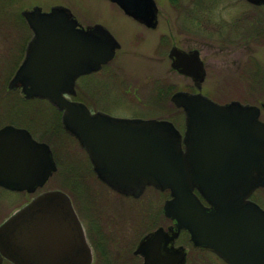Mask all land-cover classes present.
<instances>
[{
	"label": "water",
	"instance_id": "water-1",
	"mask_svg": "<svg viewBox=\"0 0 264 264\" xmlns=\"http://www.w3.org/2000/svg\"><path fill=\"white\" fill-rule=\"evenodd\" d=\"M127 17L154 29V0H108ZM264 5V0H246ZM63 7L21 12L33 36L8 81L25 100H44L61 112L63 130L87 153L99 182L139 199L147 187L169 191L162 211L174 226L143 237L133 251L143 264H185L175 247L181 231L192 246L225 264H264V212L249 196L264 187V122L260 108L237 101L220 105L200 93L177 91L171 103L185 118L172 122L122 119L78 101L76 80L111 62L119 43L102 26L83 29ZM170 68L200 85L205 70L197 50L172 47ZM264 105H262V108ZM56 171L50 147L26 129H0V187L35 193ZM197 194H196V193ZM202 201L207 204L203 205ZM90 264L91 254L69 197L38 194L0 225V264Z\"/></svg>",
	"mask_w": 264,
	"mask_h": 264
},
{
	"label": "rangeland",
	"instance_id": "rangeland-1",
	"mask_svg": "<svg viewBox=\"0 0 264 264\" xmlns=\"http://www.w3.org/2000/svg\"><path fill=\"white\" fill-rule=\"evenodd\" d=\"M154 1L158 25L155 30H147L107 0H0L5 9L10 8V14L4 12L6 15H1L0 8V127L12 125L26 129L38 142L46 140L51 152L54 148L56 164L53 175L33 194L0 188V224L38 194L62 191L87 226L85 211L93 207L106 222L122 227L125 240L113 248L114 258L121 255L120 264H142L141 258L133 255L141 239L160 227L167 231L171 225L162 214L168 191L147 187L139 199L117 194L96 179L87 153L63 130L61 112L47 101L25 100L19 89H7L32 36L21 11L35 6L43 11L62 6L84 25L102 26L119 43L111 62L76 83L74 100L91 112L122 119L167 120L182 133L183 112L170 97L177 91H187L200 92L219 104L237 101L257 106L264 121V81L251 77L255 68L250 69L249 79L243 76L247 74L243 69L255 64L254 60L261 65L256 72L264 75V40L258 34L264 29V11L260 14L241 0H202L198 13L190 16L196 0H176V4L171 0ZM204 7L208 11H203ZM247 29L255 31L251 39L247 38ZM173 46L200 51L206 68L200 89L170 68L168 53ZM162 86L170 88V96L163 94L158 100L156 91ZM58 119L64 134L58 132V140H54L49 132ZM135 211L141 217L135 218ZM174 246L187 253L185 264H225L213 253L193 247L183 231ZM2 264L11 263L3 260Z\"/></svg>",
	"mask_w": 264,
	"mask_h": 264
},
{
	"label": "flooded vegetation",
	"instance_id": "flooded-vegetation-1",
	"mask_svg": "<svg viewBox=\"0 0 264 264\" xmlns=\"http://www.w3.org/2000/svg\"><path fill=\"white\" fill-rule=\"evenodd\" d=\"M108 1V0H107ZM172 1V3H174V4H176L175 2H176V0H171ZM196 1H198V0H196ZM193 2V6L194 7H192L190 10H189V15L190 16H192V14H197L198 13V10H200V7L204 4L203 3V1L202 0H200V1H198V2ZM207 1H210V0H207ZM241 1H243V2H246L251 8H254V9H258V11H259V13L261 14V10H263L264 11V5H254V4H252V3H250V2H248V1H246V0H241ZM111 3V2H110ZM203 3V4H202ZM112 5H115V4H113V3H111ZM205 5H206V1H205ZM116 6V5H115ZM173 6H176V5H173ZM200 6V7H199ZM52 7H62V6H52ZM52 7H50V9L52 8ZM117 7V6H116ZM33 8V7H32ZM31 8V9H32ZM64 8V7H63ZM118 8V7H117ZM206 7H204V9H203V11L204 10H207L208 11V9H205ZM49 9V10H50ZM66 9V8H65ZM119 9V8H118ZM48 10V11H49ZM120 10V9H119ZM43 11V10H42ZM48 11H43V12H48ZM69 11V10H68ZM121 11V10H120ZM22 12V11H21ZM21 12H20V14H21ZM70 12V11H69ZM122 12V11H121ZM123 13V12H122ZM71 14V13H70ZM124 14V13H123ZM71 16V18H73L74 20H76V22L83 28V29H86V28H88V27H91V26H93V25H84L82 22H79L72 14L70 15ZM126 16V15H125ZM131 19V18H130ZM131 20H133V19H131ZM134 21V20H133ZM134 22H136V21H134ZM137 24H139V25H141L142 27H144L145 29H147V30H155L156 28H157V26H156V28H154V29H150V28H147L146 26H144V25H142V24H140V23H138V22H136ZM157 25H158V13H157ZM31 31V30H30ZM32 33V32H31ZM246 33H248V35H247V38H249V39H251L252 37H254V35H255V31H251L250 29H247V32ZM258 34L261 36V38H262V40H264V29H262L261 31H258ZM32 36H33V34H32ZM32 36L28 39V41H27V44H28V42L31 40V38H32ZM27 44H26V46H27ZM173 47H177V46H173ZM177 48H179V47H177ZM179 49H181V48H179ZM181 50H183V49H181ZM192 50H197L198 52H199V57H200V60L202 61V63H203V66H204V70H205V76H204V78H203V81H204V79H205V77H206V68H205V63H204V61H203V59L201 58V55H200V51L198 50V49H192ZM192 50H183V51H185V52H189V51H192ZM25 51H26V47H25ZM24 56H25V52H24ZM24 59V57L22 58V60ZM22 60H21V62H22ZM21 62H20V64H21ZM253 63H255V64H252V65H250V64H247L246 66V68H244L243 70L244 71H246L247 72V74L244 72L243 73V76H245V78H250V69L251 68H255V73H253V74H251V77L252 78H257L258 79V81H259V79L260 80H262V81H264V75H263V72H259V73H257L256 72V70H258L259 69V66H261L260 64H258L255 60L253 61ZM19 64V65H20ZM19 65H18V67H19ZM17 67V68H18ZM104 67V66H103ZM102 69V68H101ZM17 70V69H16ZM15 70V71H16ZM15 73V72H14ZM177 73V72H176ZM178 74V73H177ZM92 75H94V73L93 74H90V76H92ZM13 76V75H12ZM87 76H89V75H87ZM86 76V77H87ZM181 76V75H180ZM82 77H84V76H82ZM182 77H185V78H187V79H190L191 81H192V79L191 78H189V77H186V76H182ZM81 78V77H80ZM11 79V78H10ZM79 79V78H78ZM78 79L76 80V83H77V81H78ZM202 81V82H203ZM76 83H75V86H76ZM192 83H193V81H192ZM202 84V83H201ZM261 84H263V83H261ZM193 86L195 87V85H194V83H193ZM184 92H187V91H184ZM188 93H190V94H196V93H200V92H188ZM201 94V93H200ZM201 95H203V94H201ZM203 96H205V95H203ZM205 97H207V96H205ZM74 98L75 97H68V100H71V101H77V100H74ZM207 98H209V97H207ZM210 99V98H209ZM210 100H212V99H210ZM214 102V101H213ZM217 103V102H216ZM230 103V102H229ZM219 104V103H218ZM226 104H228V103H226ZM220 105H224V104H220ZM89 109V108H88ZM90 112H91V110H90ZM96 112H100V111H95V112H91V113H96ZM261 112V111H260ZM101 113H103V112H101ZM105 114V113H104ZM108 115V114H107ZM259 120L260 121H262V122H264L261 118H260V116H259ZM186 120H185V118H184V114H183V131H184V127H185V122ZM5 126H12V125H3L2 127H0V129L1 128H3V127H5ZM182 131V132H183ZM76 141V140H75ZM77 142V141H76ZM77 144H78V142H77ZM78 146H79V144H78ZM80 147V146H79ZM81 148V147H80ZM87 156V155H86ZM87 158H88V156H87ZM88 160H89V158H88ZM89 162H90V160H89ZM90 164H91V162H90ZM91 170H92V172H93V168L91 167ZM93 174L95 175V173L93 172ZM95 177H96V175H95ZM97 179V178H96ZM1 188V187H0ZM3 189V188H2ZM5 190V189H4ZM261 192H263V193H261ZM258 195V196H257ZM70 201H71V204H72V208H73V210H74V213H75V215H76V217H77V219H78V221H79V223H80V226H81V229H82V232H83V235H84V238H85V242H86V244H87V246H88V248H89V250H90V254H91V262H90V264H120V261H121V255H120V258H114V256H113V252L115 251L113 248L116 246V244H119V246L120 245H122V243L124 242V237L122 236L123 234H124V231H123V229H122V227L121 226H118L117 224H115V223H110V222H106V218H105V216H103L102 214H101V212H96V209L95 208H93V207H90V208H87V210L85 211V217H86V219L88 220V226L86 225V223L83 221V220H81V218L78 216V213H77V211H76V208L74 207V205H73V202H72V200L70 199ZM248 201H250V202H252V203H254L255 205H257L263 212H264V187H262V188H258V189H256L250 196H249V198H248ZM30 202V201H29ZM28 202V203H29ZM27 203V204H28ZM203 203V205L204 206H206L207 207V204L205 203V202H202ZM25 206V205H24ZM20 208H22V207H18L17 208V210H19ZM162 214H163V212H162ZM11 216V215H10ZM164 216V215H163ZM9 218V217H8ZM7 218V219H8ZM170 223H171V225L168 227V228H170V227H173L174 226V221H171V220H169V219H167ZM1 225V224H0ZM167 228V229H168ZM184 232V231H183ZM185 234H187L186 232H184ZM187 236H188V234H187ZM188 241H189V239H188ZM208 252V251H207ZM136 257H139V256H136ZM141 258V257H140ZM141 260H142V258H141ZM142 264H143V260H142Z\"/></svg>",
	"mask_w": 264,
	"mask_h": 264
},
{
	"label": "trees",
	"instance_id": "trees-1",
	"mask_svg": "<svg viewBox=\"0 0 264 264\" xmlns=\"http://www.w3.org/2000/svg\"><path fill=\"white\" fill-rule=\"evenodd\" d=\"M0 8L2 9V12H1V15H6L5 13H7V14H10L9 13V11H10V8H7V9H5V6L2 4V2L0 3ZM5 9V10H4ZM5 12V13H4ZM18 17L21 19V16L20 15H18ZM22 20V19H21ZM22 22H23V20H22ZM26 39H28V38H26ZM167 95L168 97L170 96V88H167V87H164V86H162V87H159V89L156 91V95H157V97H158V100H160V98H161V96L162 95ZM54 127L52 128V130L49 132V136L52 138V139H54V140H58V132L59 133H63L64 134V132L61 130V124H60V122H59V119L56 121V122H54ZM43 142H45V143H47L46 142V140L44 141V140H42ZM52 153H53V155L55 154L54 153V148L52 149ZM134 213H136V211L134 212ZM143 215H145V213H142ZM137 215H138V217L140 216L141 217V214H135V218H137ZM142 220H144V219H142Z\"/></svg>",
	"mask_w": 264,
	"mask_h": 264
}]
</instances>
